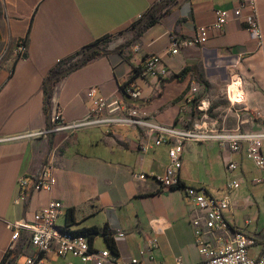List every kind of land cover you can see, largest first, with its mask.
<instances>
[{"label":"crops","instance_id":"0c3cea01","mask_svg":"<svg viewBox=\"0 0 264 264\" xmlns=\"http://www.w3.org/2000/svg\"><path fill=\"white\" fill-rule=\"evenodd\" d=\"M157 1L4 0L0 38L14 43L28 40L0 84V264L11 238L7 223L29 217L50 201L63 205L56 220L59 226L71 231L98 228L100 234L91 241L96 250L109 249L102 234L108 228L119 261L142 259L140 249L147 238L155 236L158 247L149 264H174L177 258L184 264H197L201 254L191 218L201 213L186 202L184 188L194 186L217 199L225 195L231 178H238L241 186L233 189L232 206L224 211L229 227L214 232L212 238L217 241L245 230L255 238L249 255L257 258L264 251V171L247 157L246 142L233 152L213 140L186 141L180 186L165 188L156 176L166 171L170 143L156 145L154 136L139 126L50 132L61 122L86 116L92 105L86 96L89 87L95 89L96 97H116L157 124L186 127L205 121L242 132L264 131V42L258 47L247 28V7L205 44L170 52L175 41L191 38L198 27L211 24L215 10L243 6V0H174L139 36L131 33L124 44L109 45L108 52L60 77L45 110L44 81L59 60L128 29ZM257 5L264 34V0H257ZM155 54L162 57L166 76L141 73L146 59ZM237 76L240 85L234 79L230 83ZM193 81L194 95L190 92ZM130 82L138 88L136 99L123 91ZM57 111L61 119L50 126L49 114L52 118ZM40 131L45 133L34 134ZM48 159L54 165L56 182L50 191H32L31 181ZM230 161L238 163L232 172L227 168ZM141 172L146 178H137ZM20 177L29 185L24 199L15 203ZM69 209L73 213L68 217ZM154 225L162 232L154 233ZM116 231L123 236L117 237ZM27 254L37 257L41 253L22 237L10 256L22 263ZM42 258L43 264L65 262L54 252ZM67 259L82 264L73 256Z\"/></svg>","mask_w":264,"mask_h":264},{"label":"built area","instance_id":"2783aa9c","mask_svg":"<svg viewBox=\"0 0 264 264\" xmlns=\"http://www.w3.org/2000/svg\"><path fill=\"white\" fill-rule=\"evenodd\" d=\"M243 6L231 9L215 10L214 20L211 24L197 28L195 35L191 38L175 41L171 48V54H177L181 47L205 44L211 34L221 32L224 26L231 20L240 18L242 7H247L249 13L246 16L247 28L253 33L258 47L264 42V34L259 22L257 0H243ZM143 75L166 76L167 68L164 66L160 55L149 56L143 69ZM123 91L131 98L139 97L138 88L133 83H128ZM190 92L194 95L197 92L196 83L193 81ZM86 96L91 99V107L86 116L78 121L63 123L53 127L50 132L70 129L78 130L91 126L100 125H136L144 129L147 135L154 136L156 145L165 142L170 143L168 150L169 163L163 175L156 176V180L165 188L180 186L179 169L181 168V154L186 141H209L218 142L222 147H229L231 151L238 152L242 142L247 143V157L250 158L260 171H264V153L262 150L264 142L263 132H242L238 129H228L216 123L210 124L205 121L194 123L186 127L175 125H161L149 120L145 113H141L136 107L114 97L111 99L96 97L93 87L86 90ZM192 99V98H191ZM189 99V100H191ZM200 109L201 106L198 105ZM201 110V109H200ZM61 119V112L57 111L51 118L52 123H57ZM44 131L34 133L42 135ZM230 172L238 168V163L230 161L227 165ZM145 173H139L137 178H146ZM56 182L54 176V165L51 160H47L41 170L31 181L32 191H50ZM29 181L25 177L18 179L20 192L15 198V203L25 197V188ZM241 186L238 178H231L225 186V195L221 198H214L200 188L185 186L184 197L196 212L201 215L191 218L194 227L195 242L201 254V261L197 264H264V251L257 258L249 255V249L255 244V238L245 230H237L230 237H225L215 241L212 234L218 230L227 229L229 226L224 219V211L232 206L231 192ZM63 205L60 201H50L38 212L32 213L29 217L8 222L7 228L11 231L10 243L3 260L6 264H43L42 256L47 253H56L65 259L64 264H75L67 259L68 256L78 258L82 264H149L155 258L154 252L158 247L155 236L146 239L144 246L140 249V254L144 257L131 258L128 261H119L109 249L96 250L92 247L89 239L84 235L72 234L68 230L56 223L59 215L62 214ZM154 233L162 232L160 226L152 227ZM117 237H122L120 231H116ZM210 235V237H207ZM24 237L28 246L40 251L39 256L27 254L22 263L11 259V254L17 250L20 239ZM174 264H184L177 258Z\"/></svg>","mask_w":264,"mask_h":264},{"label":"trees","instance_id":"16d2710c","mask_svg":"<svg viewBox=\"0 0 264 264\" xmlns=\"http://www.w3.org/2000/svg\"><path fill=\"white\" fill-rule=\"evenodd\" d=\"M172 2H174V0H159V1H157L137 21L133 22L129 26L128 29L133 30L135 32V34L139 36L146 28H148L149 26H151L157 22L159 14L161 12L165 11L167 9V7H169V5L172 4ZM143 19H145L143 21V23L139 27H137L138 23ZM113 37H115V36L114 35L105 36L104 38L98 39L94 43H92L88 46H84L83 48H81L80 50H77L73 54L59 60L49 70V72L45 78V81H44V92L46 95V109L45 110H47L48 105H50L51 94H52L51 91H52L54 85L56 84L57 80L59 79L57 77L58 74H60L64 70L71 68L72 66L76 65L80 61V58L83 56V54L86 51H88L89 49L99 48L98 50L94 51L89 56H87L80 66L84 65L85 63H87L88 61H90L91 59L96 57L97 55L108 52L109 51L108 46L111 43ZM27 40H28V37H26L24 40V46L26 45ZM49 89H51L50 92H49ZM72 213H73V209H69L68 210V217ZM64 229H66V228H64ZM66 230H68L72 234L86 236L89 239L90 243L97 234H100L98 228H96L94 226L89 227V228H82V229L77 230V231H71L69 229H66ZM102 234L104 235L106 241L108 242L110 251H112L114 254H116L117 248H116L115 241H114L113 237L110 235V230L108 228H105L103 230ZM1 264H6V260H3Z\"/></svg>","mask_w":264,"mask_h":264},{"label":"rangeland","instance_id":"374dc122","mask_svg":"<svg viewBox=\"0 0 264 264\" xmlns=\"http://www.w3.org/2000/svg\"><path fill=\"white\" fill-rule=\"evenodd\" d=\"M6 12V6L4 0H0V21L4 19ZM133 30L124 29L112 38V41L109 45L118 43L124 44L130 37V34H133ZM135 34V32H134ZM24 51V40L22 42H11L5 41L0 38V84L4 79L11 73L13 70L16 61L21 57L22 52ZM230 81L232 83L233 79Z\"/></svg>","mask_w":264,"mask_h":264},{"label":"water","instance_id":"95a60500","mask_svg":"<svg viewBox=\"0 0 264 264\" xmlns=\"http://www.w3.org/2000/svg\"><path fill=\"white\" fill-rule=\"evenodd\" d=\"M145 19H143V20H141L139 23H138V25H137V27H139L142 23H143V21H144ZM99 48H93V49H89L88 51H86L84 54H83V56L80 58V61L76 64V65H74V66H72L71 68H68V69H66V70H64V71H62L60 74H58V78H60V77H62V76H65L66 74H68L69 72H71L72 70H74V69H76L78 66H80L82 63H83V61L85 60V58L87 57V56H89L91 53H93L94 51H96V50H98ZM24 57L26 56L25 54L23 55ZM50 85V84H49ZM51 91V89H49V92ZM52 122H51V116H50V114H49V125L51 126L52 124H51Z\"/></svg>","mask_w":264,"mask_h":264},{"label":"bare ground","instance_id":"6f19581e","mask_svg":"<svg viewBox=\"0 0 264 264\" xmlns=\"http://www.w3.org/2000/svg\"><path fill=\"white\" fill-rule=\"evenodd\" d=\"M234 80H235V82H237V84L240 85L241 80H240V77L239 76L235 77Z\"/></svg>","mask_w":264,"mask_h":264}]
</instances>
